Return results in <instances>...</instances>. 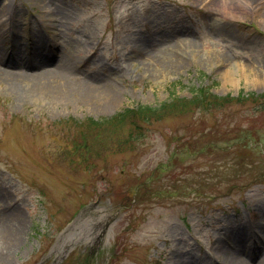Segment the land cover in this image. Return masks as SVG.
<instances>
[{
	"label": "rangeland",
	"instance_id": "1",
	"mask_svg": "<svg viewBox=\"0 0 264 264\" xmlns=\"http://www.w3.org/2000/svg\"><path fill=\"white\" fill-rule=\"evenodd\" d=\"M56 66L102 91L0 77V264H264V110L167 114L121 150L70 120L263 91L264 0H0L2 71Z\"/></svg>",
	"mask_w": 264,
	"mask_h": 264
},
{
	"label": "trees",
	"instance_id": "2",
	"mask_svg": "<svg viewBox=\"0 0 264 264\" xmlns=\"http://www.w3.org/2000/svg\"><path fill=\"white\" fill-rule=\"evenodd\" d=\"M247 102L257 110H264V90L258 93L240 91L236 95L226 93L219 96L210 91L207 85H198L193 86L189 96H174L158 105L139 104L133 108L126 107L101 119L86 117L79 121L70 120L81 130L92 133L96 149L104 142H108L109 148L121 150L122 146L132 147V144L144 136V130L150 122L157 121L167 114H176L178 111L211 112ZM81 138L85 146L87 138L85 136ZM97 144L100 146L97 147Z\"/></svg>",
	"mask_w": 264,
	"mask_h": 264
},
{
	"label": "bare ground",
	"instance_id": "3",
	"mask_svg": "<svg viewBox=\"0 0 264 264\" xmlns=\"http://www.w3.org/2000/svg\"><path fill=\"white\" fill-rule=\"evenodd\" d=\"M4 71V70H3ZM0 67V77L4 82L15 87L29 86L28 88L31 90H37V92L48 91L50 94H54L60 99H66L72 94H78L83 96L84 98L89 97L93 91H102L101 86L99 84L94 83L92 81H78L73 78V71L67 67L56 66L54 67V71L51 72L48 78H45L47 74H42L46 72H41V74H31L29 76H25L24 79H19L17 75L12 72H3ZM104 88H107L104 85ZM105 90V89H103ZM9 217H0V240L6 243L13 241L16 239V234L18 233L19 224L17 225H7L6 221L9 218L18 220L19 215L14 212L8 214ZM235 263V262H234ZM231 264V263H228ZM235 264H240L236 262Z\"/></svg>",
	"mask_w": 264,
	"mask_h": 264
}]
</instances>
